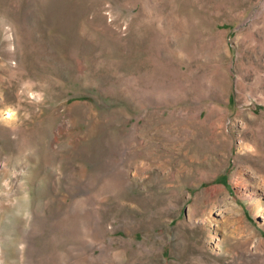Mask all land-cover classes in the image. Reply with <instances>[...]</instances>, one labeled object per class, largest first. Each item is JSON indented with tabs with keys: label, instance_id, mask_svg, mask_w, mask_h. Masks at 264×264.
<instances>
[{
	"label": "rangeland",
	"instance_id": "obj_1",
	"mask_svg": "<svg viewBox=\"0 0 264 264\" xmlns=\"http://www.w3.org/2000/svg\"><path fill=\"white\" fill-rule=\"evenodd\" d=\"M0 264H264V0H0Z\"/></svg>",
	"mask_w": 264,
	"mask_h": 264
}]
</instances>
